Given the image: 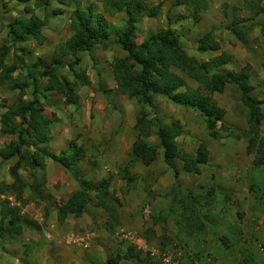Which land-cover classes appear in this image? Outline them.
Segmentation results:
<instances>
[{"label":"rangeland","instance_id":"rangeland-1","mask_svg":"<svg viewBox=\"0 0 264 264\" xmlns=\"http://www.w3.org/2000/svg\"><path fill=\"white\" fill-rule=\"evenodd\" d=\"M105 1L116 0H51L46 8L30 3L27 13L17 0H0V47H7L5 62L16 65L15 77L29 82L24 91L13 83L0 85V150L18 140V134L2 131L1 117L7 106L32 100L37 88L39 107L51 121L50 140L39 144L25 138L27 143L21 150L32 154L35 149H46L56 154L46 158L51 165L47 172L46 164V183L39 188L22 164L19 171L26 184L24 201L16 200L9 190L0 192V210L9 200L11 206L20 208L19 222L23 225L21 234L0 233V264H110V259L124 254L130 246L141 252V259L124 258L118 264H218L216 258L227 264L258 261L260 251L264 252V165H255L254 154L247 152L249 109L236 84H227L222 92H208L197 80L173 68L221 112L213 136L207 117L197 108L162 94H151V103H144L118 90L113 63L127 53L115 31L107 46L95 45L78 52L77 57L66 55L57 67L62 81L71 84L76 104L46 89L48 77L35 65L38 58L50 62L57 46L73 34L71 16L76 8L93 4L105 13ZM260 1L264 5V0ZM145 2L150 6L162 2V6L156 17L149 16V11L139 13L138 43L170 26L179 37L180 47L196 63L229 56L224 64L211 65L212 72L239 70L250 64L253 95L263 101L264 110V37L255 28L244 39H237L224 27L232 21L234 8L239 21L253 19L244 0H208L209 6L198 22L175 0ZM32 13L45 19L42 43L19 40L10 32L9 24L15 18ZM105 15L117 30L128 19L123 10ZM257 20L264 22V15ZM209 30L214 31L221 48L200 52L197 42ZM76 58L78 64H73ZM77 73L82 79H77ZM143 117L147 125L139 134L137 122ZM174 123L181 126L176 140L183 152L195 157L199 144H207L206 164L188 172L180 159H165L158 129ZM261 129L264 135V120ZM139 137L157 147V156L149 165L133 154V143ZM70 145L80 146L83 157L78 166L67 170L56 158ZM18 159L0 155V187L13 182L10 168ZM124 169L134 176L132 181L122 177ZM42 173L37 170L38 175ZM107 179L108 196L117 207L114 216L96 205L94 189ZM83 180L91 188V201L80 215L69 214L60 221L61 205ZM203 247L210 251L204 253Z\"/></svg>","mask_w":264,"mask_h":264},{"label":"trees","instance_id":"trees-1","mask_svg":"<svg viewBox=\"0 0 264 264\" xmlns=\"http://www.w3.org/2000/svg\"><path fill=\"white\" fill-rule=\"evenodd\" d=\"M25 5L26 12H30V3L38 7H47L51 0H17ZM246 8L252 12L253 19L247 22L238 20L234 8V17L232 21L224 27L230 31L235 38L244 39L255 28H259L260 34L264 37V22H259L258 17L264 15V5L260 0H244ZM176 5H183L187 10L189 17L195 22L201 20L202 12L208 6V0H175ZM162 2L156 6L146 4L145 0H116L105 1V13L113 14L125 11L128 19L118 30L108 21L105 13L96 10L93 4L84 8H76L71 16V28L73 34L65 43L59 44L55 50L50 62L38 58L36 66L44 69V75L48 77L49 86L46 89L55 90L65 96L69 104H76L77 97L69 82L62 81L56 73L57 67L63 63V57L72 55L77 57L78 52L90 50L95 45L107 46L109 36L112 32L117 33L118 43L125 50L127 56L118 58L113 63L118 90L127 94L131 98H136L140 102L151 103V94H162L172 101L186 106L199 109L207 117L211 135H216V125L221 120V112L206 96L193 89L186 79L179 73L173 71L177 68L188 76L202 84L208 92H222L227 84H236L242 92V102L249 109L248 128L249 139L247 152L254 154V164L264 165V135L262 134V122L264 120L263 101L253 95L254 86L251 83V65L247 64L239 70L212 72L211 65H222L228 61L229 56L219 55L211 58L209 61L196 63L190 59L179 45V37L170 26L162 29L160 32L151 35L142 43L137 42L136 24L139 13L149 11L148 15L156 17L159 14ZM60 12H56L59 14ZM46 25L45 19L32 13L30 15L22 14L15 18L10 24V32L19 40L35 39L42 43L45 40L43 28ZM200 52H216L220 50L221 43L216 38L214 31L209 30L204 33L197 42ZM7 47H0V85L13 83L14 87L24 91L29 86V82L22 81L15 77L16 65H8L5 62ZM18 59L19 56L17 57ZM22 58V62H23ZM79 59L73 62L78 64ZM72 64V66H74ZM77 79H82V75L77 73ZM37 88L34 89V98L30 101H18L7 106L6 111L1 117L2 131L4 133L18 134V140L8 144L0 155L5 159L19 156L18 161L10 168V174L13 182L10 185L4 184L0 187V192L9 190L16 196V200L24 201V192L26 184L20 175L22 164L31 171V176L35 178L36 188L46 183V158L52 155L46 149H35L32 154L22 151V146L27 142L25 138L35 140L39 144H46L50 138L51 121L46 118L39 107L37 97ZM19 119L20 122L15 121ZM147 118H139L137 126L139 134L145 132ZM181 133V126L178 123L169 126L159 127L158 135L160 137L159 146L163 149L165 159H180L183 162L185 171H192L196 165L206 164L209 158V149L207 144L201 142L198 146L196 156L192 157L183 152L176 138ZM82 148L76 145H70L63 150L56 158L65 169L70 170L78 166L83 154H80ZM133 154L142 163L149 165L157 156V147L149 145L140 137L133 143ZM170 166L173 167L172 164ZM37 170H42V175L37 174ZM122 177L132 181L134 176L127 169L121 170ZM176 177L178 171H175ZM110 181L104 180L94 191L97 197V206H102L114 216L117 207L114 201L108 196ZM91 188L86 181L80 182V188L76 190L68 201L61 205L58 211V219L64 221L69 214L80 215L87 203L91 201L89 195ZM21 219L20 208L11 206L9 200H5L0 210V233L23 232V225L19 222ZM141 252L136 251L135 246H130L124 254H118L115 259L109 260L110 264H118V261L124 258L141 259Z\"/></svg>","mask_w":264,"mask_h":264},{"label":"crops","instance_id":"crops-1","mask_svg":"<svg viewBox=\"0 0 264 264\" xmlns=\"http://www.w3.org/2000/svg\"><path fill=\"white\" fill-rule=\"evenodd\" d=\"M51 155H54L55 156L56 154H51ZM50 159H52V158H50ZM45 163L47 164V172H48V168H50L51 162L46 161ZM203 250H204V253H208L210 251V250H206L205 247H203ZM255 255H256V253H255ZM216 256H217V254H216ZM259 256L260 257L257 258V259H259L258 261L257 260L254 261L253 260V261H251V262H249L247 264H263V262H264V257H263L264 256V252H261L260 251V255ZM216 259H217L218 264H227V262H225L224 260H220L219 258H216Z\"/></svg>","mask_w":264,"mask_h":264},{"label":"built area","instance_id":"built-area-1","mask_svg":"<svg viewBox=\"0 0 264 264\" xmlns=\"http://www.w3.org/2000/svg\"><path fill=\"white\" fill-rule=\"evenodd\" d=\"M156 253V251H153V254H155Z\"/></svg>","mask_w":264,"mask_h":264}]
</instances>
